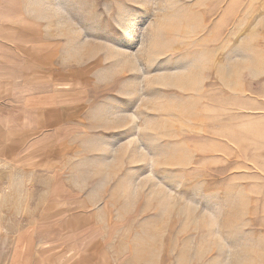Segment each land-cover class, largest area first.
Returning <instances> with one entry per match:
<instances>
[{"label":"rangeland","instance_id":"374dc122","mask_svg":"<svg viewBox=\"0 0 264 264\" xmlns=\"http://www.w3.org/2000/svg\"><path fill=\"white\" fill-rule=\"evenodd\" d=\"M0 264H264V0H0Z\"/></svg>","mask_w":264,"mask_h":264},{"label":"crops","instance_id":"0c3cea01","mask_svg":"<svg viewBox=\"0 0 264 264\" xmlns=\"http://www.w3.org/2000/svg\"><path fill=\"white\" fill-rule=\"evenodd\" d=\"M105 105V102H97L95 103L96 105L91 108L90 103L88 101L87 104H83V111H82V122H81V126H82V135H83V141L84 143H90V139H89V127H92V132L94 134H96L97 138H104L107 139L101 146H103L102 151L103 153H113L114 151V156L111 157L112 163H115V158H116V147H115V141L111 140L110 137H115V135H119L121 134V131H123V124H121V121L119 123H116V115H117V110L115 109V107L113 105H111L112 107L106 112V107L104 109L103 105ZM90 111L94 112L95 115L97 117V120L91 118V114ZM126 114H128V112H126ZM125 114V115H126ZM129 115V114H128ZM127 116V115H126ZM121 118V117H120ZM105 121L106 124H102V121ZM107 122H109L107 124ZM112 122V123H111ZM125 122L126 124L129 123V118H125ZM91 124H93L91 126ZM135 124V122H134ZM130 128H132V125H129ZM120 139V137H119Z\"/></svg>","mask_w":264,"mask_h":264}]
</instances>
